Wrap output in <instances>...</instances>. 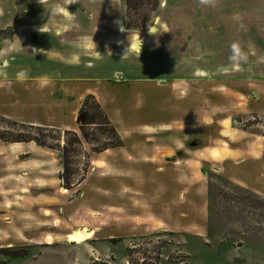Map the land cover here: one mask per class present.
<instances>
[{"label": "rangeland", "instance_id": "obj_1", "mask_svg": "<svg viewBox=\"0 0 264 264\" xmlns=\"http://www.w3.org/2000/svg\"><path fill=\"white\" fill-rule=\"evenodd\" d=\"M111 2L108 7L116 9L111 18L120 21L119 28L123 26L117 37L123 52L111 62V77L82 80L74 86L77 93L94 90L89 94L101 105L123 146L93 151L108 143L106 126L87 128L93 145L83 138L77 117L89 94L76 99L62 95L54 86L53 98L62 99L58 123L72 124L71 129L32 124L0 112V136L23 135L44 141L51 148L32 143L50 155L43 158L48 165L52 161V174L47 168L29 180L23 179L26 175L18 177L20 185L4 192L7 196L0 190V264H34L37 258L41 264H73L74 260L75 264H264V208L256 198L264 200V0ZM114 2L116 6H112ZM18 3L0 0L4 9L0 12V40L13 35V25L29 21L16 13ZM22 6L25 3L18 8ZM45 11L38 7L32 16L39 23L87 22L84 15L76 17L71 11L65 12L68 19ZM232 42H239L248 54L247 62L238 68L227 59ZM100 55L101 49L96 47V56ZM65 131L76 133L81 145L74 142L73 133ZM224 131L229 134L223 135ZM178 138H191L190 146L196 149L192 154L182 149L175 155H197L191 164L197 180V233L170 232L159 225H153V230L148 224L140 225V220L148 219L132 222L124 213L118 215L116 224H110V211H114L108 207L110 184L138 185L150 175L140 170L125 174L123 166L136 167L139 155H154V160L158 155H170V146L176 147ZM233 148L245 152L240 156ZM255 150L260 152L259 158H255L259 155ZM127 155L138 156L126 162ZM93 160L98 162L91 164ZM101 161L102 166L93 168ZM180 167L183 172L185 168ZM60 175L72 186L67 192ZM28 182L38 187L31 193L33 199L27 189L23 191ZM45 184L53 188L41 189ZM58 185L66 196H60ZM19 186L21 192L12 191ZM129 193L135 198L143 196ZM43 195L55 197L52 202L59 203L57 208L51 207L55 212L30 207L45 201ZM119 195L124 197V192ZM82 222L90 228L91 237L76 230L83 236L69 240L72 228ZM110 225L134 235L105 238ZM38 239L39 243L57 244L46 250L36 244ZM89 240L92 242L84 244Z\"/></svg>", "mask_w": 264, "mask_h": 264}, {"label": "crops", "instance_id": "obj_2", "mask_svg": "<svg viewBox=\"0 0 264 264\" xmlns=\"http://www.w3.org/2000/svg\"><path fill=\"white\" fill-rule=\"evenodd\" d=\"M14 1L19 2L14 6L17 7L16 13L20 18L27 17L29 21L13 25V35L10 38L0 40V112L15 119L23 118L32 124L37 123L61 129H71L73 128L72 124L58 123L60 121L59 113L63 111L58 107L59 101H62V99L53 98L54 86L55 90H60L62 95H71L72 98L77 96L76 99H83L89 93L94 94V90L77 93V86L74 85H78L82 80H101L111 77L114 72L111 62L118 59L117 53L123 52V46L118 41L120 28L115 23L117 20L113 21L111 18L116 9L111 6L108 7L112 3L111 0H60L58 3H52V0ZM100 2L106 5H100ZM21 3H25V7L18 8ZM112 6H116V3L114 2ZM38 7L45 9L46 14H59L67 19L68 15H65V12L71 11L73 16L76 17L84 15L87 22L39 23L37 18L32 16L35 15ZM100 10L105 11L100 12ZM0 12H4L1 7ZM96 47L101 49L100 56H96ZM73 54L78 56L75 62L70 61ZM21 72H23V75H20ZM76 99L71 100V102L74 104ZM77 114L78 108L75 110V118ZM191 133L189 131V134ZM179 139L176 147L170 146V152H172L170 155H158L157 160L153 159L154 155H139L136 162L140 163L136 167L132 164L130 167L123 166V169L126 170L125 174L129 171L133 173V171L140 170L150 175L144 183L140 180L138 185L129 183L131 188L128 187V182L123 187L117 183L110 184L108 207L114 209V211H110V224L113 222L116 224L118 215L124 213L127 217L132 218V222L135 219H148L143 221L145 223L140 220V225L147 226L148 224L153 230V225L155 227L159 225L160 228L170 232L188 231L194 234L197 233V180L193 179L194 169L191 166L193 162H196L197 155H182V158H180L181 155H175L181 154L180 150L182 149L184 151L187 149V152L191 154L195 153L196 149L190 146L192 143L191 138ZM233 149L240 156L242 152H245L241 148ZM227 151L233 154L232 150ZM255 151L259 154L255 155V158H259L260 152ZM36 156H39L40 159ZM48 156L50 155H46L42 148L32 142L5 143L0 141V190L2 196L5 195L4 192L11 191L10 187L20 185L18 179H16L18 177L23 178V175H26L23 179L29 180L36 177L35 174L47 172V168L52 174V161L48 165V161L43 160ZM136 156L138 155H127L125 160L128 162L129 158ZM229 156L231 155L226 157ZM95 162L98 161L93 160L91 164ZM102 165L103 162L101 161L99 165H93V168L96 169V167ZM181 165L185 168L183 172L181 171ZM6 177L9 178L7 181ZM191 177L194 181H191ZM141 183L144 185H141ZM43 186L44 188H53V185L46 184L41 185L40 188L42 189ZM59 187L58 185L60 196H66L62 194H65L68 190L62 193L60 191L61 187ZM37 188L32 186L31 182H28L26 188L23 189L19 186V190L12 191L17 193L21 192L22 189L23 191L27 189L28 191L25 192L29 193V197L33 199L31 193L35 192ZM183 190L184 198L182 199ZM122 192H124V197L119 195ZM129 192L133 194L142 193L143 196L142 198H135L134 195H129ZM2 196L0 195L1 198ZM43 197L45 201L36 203L38 205L31 204L30 207H40L42 211L44 208L53 210L51 207H54V209L58 207L59 203L52 202L55 199L54 196L43 195ZM143 198L144 201H141ZM132 200H138V203L134 204ZM0 201L2 202V199ZM49 204L55 205L50 206ZM121 209L124 212H121ZM182 213L185 215L182 216ZM49 215V211L45 210L44 216L48 217ZM72 229L75 230H72L69 234L76 230H84L89 234L87 239L92 235L90 228L88 230L82 225ZM108 232L109 235L105 238L110 239L127 238L134 235L127 231H118L116 226L111 225L108 227ZM39 242L40 239L36 244H42L43 249L46 250L57 244ZM70 242L78 243L81 241ZM90 242L92 240L84 244ZM39 262V258L34 260V264H41ZM75 263L74 260L73 264Z\"/></svg>", "mask_w": 264, "mask_h": 264}, {"label": "trees", "instance_id": "obj_3", "mask_svg": "<svg viewBox=\"0 0 264 264\" xmlns=\"http://www.w3.org/2000/svg\"><path fill=\"white\" fill-rule=\"evenodd\" d=\"M77 123L79 125V129L81 131V134L83 138L91 145L92 144V139L89 137V134L87 132L88 127L96 126V127H101V126H106L107 127V132H109V141L107 144L103 145L102 147L99 148H94L93 151L95 152H103L111 148H116V147H121L123 146V142L120 139L118 133L116 132L115 128L111 124V122L108 120L107 115L105 114L104 110L102 109L101 105L97 101L94 95L89 94L87 95L79 109V114L77 117ZM23 127L26 126L25 124H21ZM34 127V126H31ZM37 129H40L41 127H35ZM44 130H52L51 128H43ZM71 131H65V133H69ZM74 135V142L77 145H81V139L79 136H77L76 133L71 132ZM21 134V133H20ZM0 141L2 142H10V143H16V142H32L34 141L37 145L41 147H49L47 146L44 141H41L37 138H31V137H25L23 135H19L16 138L12 139H7L3 136H0ZM60 179L63 181V187L64 189H71L72 186L68 184L66 181V178L64 176L60 175ZM256 198L259 200V203L263 206L264 208V200L261 199L259 196L256 195Z\"/></svg>", "mask_w": 264, "mask_h": 264}, {"label": "clouds", "instance_id": "obj_4", "mask_svg": "<svg viewBox=\"0 0 264 264\" xmlns=\"http://www.w3.org/2000/svg\"><path fill=\"white\" fill-rule=\"evenodd\" d=\"M198 2L201 4H205V3H207V0H198ZM115 23L120 25V21H116ZM239 27L243 28L244 26L241 24V25H239ZM122 28H123V26L121 25L120 31ZM229 51H230V54L227 57V59L232 64V66L234 68H238L241 63L247 62L248 54L244 50H242L239 42H232L231 44H229ZM77 59H78V56L75 54H73L70 57L71 62H75ZM20 75H23V72H21Z\"/></svg>", "mask_w": 264, "mask_h": 264}, {"label": "bare ground", "instance_id": "obj_5", "mask_svg": "<svg viewBox=\"0 0 264 264\" xmlns=\"http://www.w3.org/2000/svg\"><path fill=\"white\" fill-rule=\"evenodd\" d=\"M223 125L226 126L227 125V121H225L223 123ZM228 134H229V132H227V131H224L223 132V135H228ZM211 154L212 155H217V152L215 150H212L211 151ZM83 224H85V222H82L81 223V225H83ZM82 236H83V232H81V231H75V232H73V234H70L69 235V240H73L75 238H79V237H82Z\"/></svg>", "mask_w": 264, "mask_h": 264}]
</instances>
